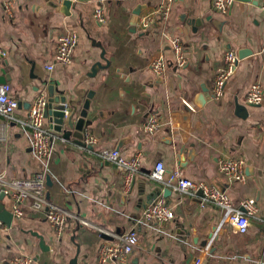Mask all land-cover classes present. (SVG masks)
Returning a JSON list of instances; mask_svg holds the SVG:
<instances>
[{"label": "crops", "instance_id": "1", "mask_svg": "<svg viewBox=\"0 0 264 264\" xmlns=\"http://www.w3.org/2000/svg\"><path fill=\"white\" fill-rule=\"evenodd\" d=\"M7 1L0 0V50L6 54L0 56V79L12 86L11 95L21 105L15 118H25L41 94L48 99L49 85L71 95L80 90L82 104L93 91L83 133L84 140L93 136L97 143L81 146L74 137L65 140L52 131L54 155L41 160L19 122L0 116L5 137L0 174L9 181L44 175L46 198L70 216L58 235L46 209H35L28 198L18 218L14 201L5 194L0 205L14 220L11 226L0 221V264H10L18 255L32 256L34 264H70L74 259L100 264L99 249L110 240L86 222L112 235L138 231L139 245L122 264H264V100L251 106L246 100L252 84L264 90V0H236L227 13L218 12L213 0H175L169 18L155 14L147 29L140 19L155 13L162 0H75L68 14L62 3L50 0H12L9 12ZM98 9L105 22L96 18ZM68 32L78 35V45L70 64H56L58 40ZM174 38L183 44L184 67L176 64ZM229 51L238 56V68L224 95L214 99L213 83ZM161 57L166 69L158 76L152 63ZM107 61L108 67L94 72ZM51 64L55 67L49 71ZM202 95L205 103L198 106ZM152 117L158 128L150 132L145 125ZM107 148L126 157L142 154L143 168L130 191L116 166L100 158L99 151ZM229 157L246 162L245 184L219 174L220 161ZM159 162L167 173L180 170L186 178L217 186L235 206L256 200L258 212L247 233L223 223L224 211L199 195L170 189L165 196V185L151 178ZM161 199L174 218L140 226L145 208ZM211 234L214 239L202 245ZM37 235L50 251L41 248Z\"/></svg>", "mask_w": 264, "mask_h": 264}, {"label": "built area", "instance_id": "2", "mask_svg": "<svg viewBox=\"0 0 264 264\" xmlns=\"http://www.w3.org/2000/svg\"><path fill=\"white\" fill-rule=\"evenodd\" d=\"M11 1H7L6 11L11 12ZM50 1L63 3L65 0ZM174 1L162 0L161 7L155 13L146 14L140 19L141 27L143 29L149 28L154 22L155 14L156 16H161L163 19H168ZM235 2L236 0H213L215 9L220 13H227ZM95 16L98 21L105 22L102 9H98ZM78 40L79 37L74 32H68L59 38L55 57L56 64L67 65L71 63L74 50L78 45ZM171 46L175 55L176 64L178 67H184L187 61L181 40L178 38L172 39ZM5 55V52L0 50V56L3 58ZM225 62V68L218 73L213 83L212 95L214 99H220L224 95L227 83L237 71L239 58L236 53L229 51L225 56ZM54 67V64H51L48 66V70L52 71ZM152 69L156 75L161 76L166 69L164 58L161 57L154 61L152 63ZM11 91L12 86L9 83L0 84V116L19 122L20 128L27 136L32 153L36 158L41 160L51 159L54 155L52 149L54 134L46 125L45 120L47 96L41 94L28 111L27 116L22 119H16L15 115L20 104L11 95ZM246 100L247 103L252 105L262 104L264 100L263 87L259 83L252 84ZM145 128L153 132L158 128V119L156 117L150 118ZM4 138L3 126L0 123V141L4 140ZM84 143L86 146H92L97 143V139L90 136L84 140ZM98 154L103 161L111 162L116 166L122 173L126 191H130L143 168L142 154L137 153L131 157H126L117 148L102 149ZM245 169L246 162L240 158L229 157L222 159L219 163V174L229 181L245 184L247 181ZM151 178L164 184L167 189H173L178 193L187 194L191 197H198V192L202 191V201L206 204L210 203L221 208L224 211L223 223H230L242 234L247 233L251 217L255 216L258 212L256 200L246 199L239 206H235L228 195L217 186L186 178L180 170L167 173L162 162L157 163ZM45 180L46 178L42 175L35 179L9 181L4 175L0 174L1 193L6 194L14 201L13 213L18 218L24 214L23 205L25 201L31 198L35 209H46V218L50 226L58 235H62L66 230L70 216L64 209L46 198L47 187ZM173 218L174 213L172 209L168 207L165 200L161 199L145 208L143 217L139 220V225L150 227L154 222H167ZM0 225L2 226L3 223L0 222ZM86 225L96 228L100 234H107L114 238L112 242L104 243L100 247L98 253V261L100 264L125 263L139 245V235L136 229L130 230L122 235H112L109 231L95 225L87 222ZM34 262L35 259L32 256L18 255L11 260L10 264H34Z\"/></svg>", "mask_w": 264, "mask_h": 264}, {"label": "water", "instance_id": "3", "mask_svg": "<svg viewBox=\"0 0 264 264\" xmlns=\"http://www.w3.org/2000/svg\"><path fill=\"white\" fill-rule=\"evenodd\" d=\"M74 1L75 0H65L62 3L63 5L62 10L67 14L70 13L71 7H74L75 5ZM245 1H250V0H245ZM142 8L144 7H140L134 12V18L132 19V23H131L133 26H135L138 23V17L141 13L140 9ZM247 53L248 52L242 53L240 57L241 58L244 57ZM108 66H109L108 61L106 66L102 64H98L94 69V72H96L97 68L98 69L105 68ZM0 83H5V80L0 79ZM47 91H48V99L45 110V118L48 119L51 130L60 134L62 138H64L65 140H70L72 137H74L79 145L86 146L84 143L85 136L83 130L87 125H89V121L87 120V118L89 115L92 99L94 98V92L93 91L89 92L87 94V100L84 101L82 104V100H83L82 98L84 97V94L80 90L75 91L74 95H71L70 91H65L64 93L63 91H60L56 86L49 85L47 87ZM204 103H205V97L204 95H202L198 98L196 104L198 106H201ZM81 105L82 108H80ZM248 105L251 106L252 104L248 103ZM185 106L187 108V111L192 110L188 105L185 104ZM241 108L245 109L244 106L238 105V109L241 110ZM47 183L51 184L50 176L47 177ZM164 194L165 196L170 195L171 190L166 189ZM198 194L201 196L202 191L198 192ZM4 196H5L4 193H1L0 199L4 198ZM13 220H14L13 214L11 212L4 210L3 205H0V221H2L5 225L11 226ZM215 231L216 229L213 230V232ZM117 235H122V232L117 231ZM101 236L106 240H110V241L114 240L112 236H109L107 234H101ZM37 237H39L40 239L41 248L44 251L47 252L50 251V247L45 246V239L40 235H37ZM211 239L212 240L214 239L213 234L207 236L205 242L202 245L206 246L208 244V240ZM70 264H78L77 259L71 261Z\"/></svg>", "mask_w": 264, "mask_h": 264}]
</instances>
